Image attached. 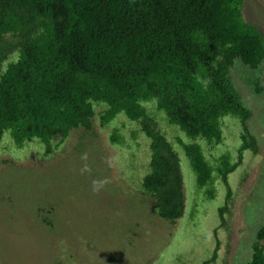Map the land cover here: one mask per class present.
Instances as JSON below:
<instances>
[{
    "label": "trees",
    "instance_id": "obj_1",
    "mask_svg": "<svg viewBox=\"0 0 264 264\" xmlns=\"http://www.w3.org/2000/svg\"><path fill=\"white\" fill-rule=\"evenodd\" d=\"M244 1L0 0V65L17 52L0 76V141L9 133L19 148L38 140L51 152L55 137L59 148L73 129L90 130L94 103L105 104L101 127L123 113L148 138L149 171L140 186L158 216L175 223L185 210L183 175L143 104L155 100L168 123L193 140L179 145L198 188L213 199L215 174L227 185L223 225L228 176L245 151L258 152L252 112L232 77L237 61L253 69L264 63V35L244 19ZM226 116L239 119L242 144L236 162L223 154L214 168L197 140L221 143ZM110 141L121 143L117 129ZM216 257L215 250L202 264ZM246 264H264V225Z\"/></svg>",
    "mask_w": 264,
    "mask_h": 264
},
{
    "label": "rangeland",
    "instance_id": "obj_2",
    "mask_svg": "<svg viewBox=\"0 0 264 264\" xmlns=\"http://www.w3.org/2000/svg\"><path fill=\"white\" fill-rule=\"evenodd\" d=\"M243 16L264 35V0H245ZM16 57L15 51L2 62L0 76ZM232 77L252 112L248 126L258 152L245 151L228 176L223 225L227 185L215 174L213 199L198 188L179 145L193 140L168 123L155 100L143 104L171 142L183 175L185 210L175 223L158 216L140 186L150 162L140 125L121 113L101 127L99 113L107 106L94 103L92 128L73 129L59 148L55 137L51 152L38 140L19 148L9 133L0 141V264H202L215 250L212 264L250 261L264 225V90H255L264 88V63L253 69L237 61ZM114 129L120 144L110 141ZM222 131L217 145L197 140L214 168L223 154L236 162L242 144L236 117H224Z\"/></svg>",
    "mask_w": 264,
    "mask_h": 264
}]
</instances>
